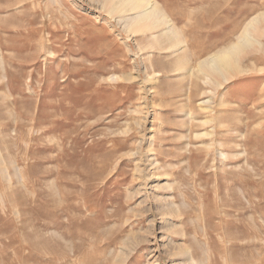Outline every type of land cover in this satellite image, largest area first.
<instances>
[{"label":"rangeland","instance_id":"rangeland-1","mask_svg":"<svg viewBox=\"0 0 264 264\" xmlns=\"http://www.w3.org/2000/svg\"><path fill=\"white\" fill-rule=\"evenodd\" d=\"M104 1L0 0V264H264V0Z\"/></svg>","mask_w":264,"mask_h":264},{"label":"bare ground","instance_id":"bare-ground-1","mask_svg":"<svg viewBox=\"0 0 264 264\" xmlns=\"http://www.w3.org/2000/svg\"><path fill=\"white\" fill-rule=\"evenodd\" d=\"M104 4L108 6L110 12H123L126 10L133 11L134 13H132V15H130L125 20L124 25L128 31L133 33H143L147 29H156L157 27L159 28L162 26V24L167 23L165 14L160 10L158 5L153 2V0H106L104 1ZM256 16L255 18L251 19L249 23H247L242 34L240 36L238 35V39L234 41V43H231L229 47H226L215 53L213 52V54L209 57L202 59V61H200L197 65V71L204 72L206 74L205 76L209 78V80L213 79L215 76L226 80L232 70H238L239 68H242L238 64L239 54L247 46L253 43L250 39V36L253 38L251 31L258 26L262 19H264V13L258 17ZM167 31L170 33V35H174L173 37H177L176 31L172 27H169ZM166 34L167 33H165V35ZM156 37L157 36H155V38Z\"/></svg>","mask_w":264,"mask_h":264}]
</instances>
